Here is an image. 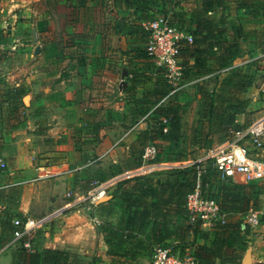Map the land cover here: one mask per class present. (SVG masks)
Instances as JSON below:
<instances>
[{"label": "crops", "instance_id": "crops-1", "mask_svg": "<svg viewBox=\"0 0 264 264\" xmlns=\"http://www.w3.org/2000/svg\"><path fill=\"white\" fill-rule=\"evenodd\" d=\"M36 1L0 0V156L6 162L0 169V264H27L22 254L44 248L74 253L81 263L144 264L143 248L134 249L136 259L117 256L131 244L118 245L109 235L134 228L127 219L142 208L138 190L177 178L144 167L143 148L153 143L159 150L196 151L215 135L216 144L225 145L232 131L264 117V0H220L207 11V0H78L68 16L80 29L53 33L63 41L59 69L49 63L54 48L35 53L32 29L37 44L42 35ZM165 13L195 40L182 45L191 51L179 55L183 70L175 83L182 87L172 94L174 82L146 54L142 30L144 21ZM207 22L210 32L201 27ZM233 39L239 47L230 62L219 43ZM167 107L179 118V129L169 133L161 112ZM234 147L258 174L231 181L254 184L264 215V148L248 138ZM158 165L173 172L191 166ZM91 201L88 213L84 204ZM27 218L38 223L32 230L14 224ZM151 224L135 239L144 246ZM200 228L210 246L211 225ZM256 228L245 236L241 257L228 264H264V222ZM165 242L179 250L177 240Z\"/></svg>", "mask_w": 264, "mask_h": 264}, {"label": "trees", "instance_id": "trees-1", "mask_svg": "<svg viewBox=\"0 0 264 264\" xmlns=\"http://www.w3.org/2000/svg\"><path fill=\"white\" fill-rule=\"evenodd\" d=\"M219 2L220 0H207L204 5L205 11L210 10L213 7V3H217L218 5ZM173 24L176 25L175 23ZM201 27L207 32L211 31L210 22L202 24ZM183 43L184 41L181 43L179 55L181 53L186 55L191 51L188 44L182 48ZM193 43H195V40L189 44ZM219 44L224 49V52L227 53L226 55H229V60L232 62V59L238 52V40H224V42L221 41ZM230 62H228L229 64L227 63V66L230 65ZM161 112L166 119V125L169 129L168 133L169 131L178 130L179 118L174 109L167 107ZM170 137L174 136L170 135ZM208 164L203 174V182L207 183L206 194L217 199L220 211L223 214L222 220L215 221L211 225L215 237L210 246L205 244V240L209 236L208 232L200 228L201 222L199 220L190 217L185 206V197L193 189L198 173L197 165L193 164L187 169L172 172L175 173L172 176L177 177L173 180L169 179L158 182L154 188L151 185H145L138 190L141 199H136V203L142 206V208L138 210V213L131 215L127 219L128 226L134 223L132 225L134 228L131 229V226H129L123 231L109 232L110 239L113 242H116L118 245L130 243L132 250L129 252L122 250L120 252V249H117L114 254L120 257L129 254L132 259H136V250H134L136 246L148 248L152 253L154 247L164 245L168 239H174L180 244L188 243V245L193 246L191 252L196 264H228L232 262L235 259L232 253L238 248L243 250L245 236L251 232V227L241 220L240 215L250 208L260 210L259 191L250 182L233 183L231 180H223L224 182L214 189L213 184L209 182V173L212 168ZM148 196L151 199L145 201L144 197ZM173 215L180 217L181 221L173 223V219L170 218ZM263 220L264 215L262 214L261 221ZM148 223H152L151 230L148 232L150 241L147 240L144 246L135 239L138 234L143 235L145 233L144 229ZM190 235H193V241L189 240L187 242ZM197 238L204 240V242L197 244ZM186 249L188 250V248ZM184 251L179 250L181 253H184ZM26 259L27 264H91L79 262L74 253L53 248H44L31 252L27 258L22 254L20 258L21 262L23 263ZM133 264H143V262L138 260Z\"/></svg>", "mask_w": 264, "mask_h": 264}, {"label": "built area", "instance_id": "built-area-1", "mask_svg": "<svg viewBox=\"0 0 264 264\" xmlns=\"http://www.w3.org/2000/svg\"><path fill=\"white\" fill-rule=\"evenodd\" d=\"M142 30L146 37L144 46L146 54L153 58L155 63L165 71L166 77L174 82L173 88L168 93L172 94L182 87L176 86L177 83H175L182 76L183 70L178 61L181 43L182 41L192 43L193 38L187 31L174 25L169 14H161L144 21ZM121 84H125V81L122 80ZM163 122L166 123L165 118ZM247 138L259 149L264 148V117L245 128L232 131V139L228 144L210 146L199 158L179 166V168H184L196 164L198 168L193 189L185 197V206L191 218L209 225L223 219L217 199L206 194L207 183L203 182V174L206 171L207 163L221 180H232L238 174L253 176L258 174V168L252 166L247 157L243 153H238L234 147ZM157 156V146L153 143L147 144L141 153L144 167H148L147 163L156 160ZM163 166L172 168L168 164H163ZM5 167L6 162L0 156V169ZM88 209H92L91 205L88 206ZM261 215L260 210L250 208L240 217L245 224L254 227L260 224ZM95 222L98 223L97 220ZM14 224L21 225L24 230H32L38 223L33 218H27L24 222L16 219ZM1 251L2 248H0ZM145 263L147 264V262ZM148 264H196V261L191 251L181 253L179 250L173 249V246L158 245L153 248Z\"/></svg>", "mask_w": 264, "mask_h": 264}, {"label": "rangeland", "instance_id": "rangeland-1", "mask_svg": "<svg viewBox=\"0 0 264 264\" xmlns=\"http://www.w3.org/2000/svg\"><path fill=\"white\" fill-rule=\"evenodd\" d=\"M78 0H37L36 1V9L38 10V15L40 16V23L41 25H39V31L42 34L40 37V42L37 44L38 40L35 42L36 46H39L43 49H47V48H54V53L50 52V57L48 58H54V60H52V63L55 65L54 68H60V66L62 65V58H60V54L59 51L61 50L62 46H63V41L60 40L59 38L54 37L53 33L55 34H62V32H68V31H77L79 30V26L77 25V22L73 21L72 18H69L68 15H72L74 16L76 10L73 6L77 5ZM70 13V14H69ZM78 26V27H77ZM36 27V26H35ZM78 43V41H76L75 39L72 40V45L70 47L71 48V53H75L77 50L76 44ZM40 53V52H39ZM52 54V55H51ZM59 54V55H58ZM58 56V57H57ZM47 61H49V59H47ZM179 102V101H178ZM189 119L188 116H186ZM185 124L186 120L184 121ZM189 126H186V128H188ZM218 140V135L215 136H211V138L209 139L208 144H201V146L198 148V150L194 151V150H190V151H185V152H180L178 150L173 151V150H162L157 147L158 149V156L156 158V160L154 161H150L147 163L148 168L150 169L151 173H158L160 175H164L166 174V176L168 175H174L175 173H172L173 171H165L162 168H160V166L158 164H161V162H175L178 164H186V163H190L191 161H194L196 158H199L200 156H202L205 152L204 150H202L203 148L207 149L210 146H216V141ZM176 155L178 157H176ZM158 176V175H157ZM157 176H153L150 177L153 179H156ZM209 178H210V183L213 184L215 186V188H217L219 185H221L224 181L221 180L218 176V174L211 169L210 173H209ZM95 203H89V202H85L84 207L87 209L88 205L94 206ZM88 213L91 212L90 209L86 210ZM91 215V214H90ZM177 221L180 220V218L176 219ZM264 222L261 221L260 224ZM258 224L257 227L260 225ZM253 229V230H252ZM256 226L251 227V232L253 231V233H256ZM246 238V237H245ZM248 239L250 240L251 238L248 237ZM197 242H201L200 239L197 240ZM188 244V243H187ZM190 244V243H189ZM200 244V243H198ZM164 245H170L168 243H164ZM178 248L180 251H184L186 249V247L181 246L180 243H177ZM172 246V245H170ZM174 246V245H173ZM193 246L189 245V251H192ZM176 247H173V249ZM242 249L238 248L236 249L232 255L237 259L240 258L242 255ZM143 258L144 259V264H146L145 262L150 261V257H151V251L148 248H143V250H141Z\"/></svg>", "mask_w": 264, "mask_h": 264}, {"label": "water", "instance_id": "water-1", "mask_svg": "<svg viewBox=\"0 0 264 264\" xmlns=\"http://www.w3.org/2000/svg\"><path fill=\"white\" fill-rule=\"evenodd\" d=\"M32 40H33V42L37 41V36H36V30L35 29H32ZM39 52H40V47L36 46L35 53H39Z\"/></svg>", "mask_w": 264, "mask_h": 264}]
</instances>
